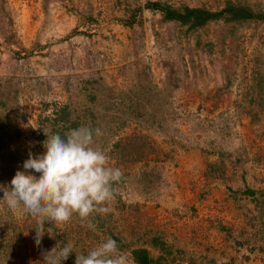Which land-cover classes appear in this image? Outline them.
Here are the masks:
<instances>
[{"label":"rangeland","instance_id":"obj_1","mask_svg":"<svg viewBox=\"0 0 264 264\" xmlns=\"http://www.w3.org/2000/svg\"><path fill=\"white\" fill-rule=\"evenodd\" d=\"M228 2L264 13V0H0V185L45 133L81 126L102 129L123 173L95 231L46 221L39 246L35 221L0 201V264L108 237L126 264H264V22L165 19Z\"/></svg>","mask_w":264,"mask_h":264},{"label":"clouds","instance_id":"obj_2","mask_svg":"<svg viewBox=\"0 0 264 264\" xmlns=\"http://www.w3.org/2000/svg\"><path fill=\"white\" fill-rule=\"evenodd\" d=\"M46 151L29 153L10 186L0 185V199L15 216H28L35 221V243L41 244L44 223L66 224L73 216L95 231V215L106 216L113 211L117 185L123 173L109 164L97 140L104 135L101 128L81 126L60 133H45ZM35 173V174H33ZM51 229L48 231L50 232ZM43 253V264H62L72 252L75 264H126L127 257L117 242L108 237L87 254L74 250L71 242Z\"/></svg>","mask_w":264,"mask_h":264},{"label":"trees","instance_id":"obj_3","mask_svg":"<svg viewBox=\"0 0 264 264\" xmlns=\"http://www.w3.org/2000/svg\"><path fill=\"white\" fill-rule=\"evenodd\" d=\"M149 9L164 11L159 3L148 4ZM258 12V13H257ZM252 12L248 7L227 3L225 9L218 13H210L206 9H191L185 7L183 11L168 7L165 10V19L179 22L182 25L191 23V28L204 25L209 19L224 17L227 22H244L257 20L264 22V13L260 10Z\"/></svg>","mask_w":264,"mask_h":264}]
</instances>
